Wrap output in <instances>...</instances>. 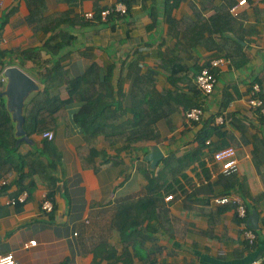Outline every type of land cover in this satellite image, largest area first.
<instances>
[{"label":"crops","instance_id":"0c3cea01","mask_svg":"<svg viewBox=\"0 0 264 264\" xmlns=\"http://www.w3.org/2000/svg\"><path fill=\"white\" fill-rule=\"evenodd\" d=\"M27 1L0 2V48L13 51L0 64V81L5 69L15 65L42 90L55 58L44 44L62 32L67 46L60 51L61 63L68 75L83 76L97 64L104 77L112 67L115 97L120 101L119 94L124 96V108L132 104L134 78L151 69L158 91L177 90L192 98L179 100L170 122L153 125L156 139L135 142L109 135L131 114L107 127L101 121L103 131L91 134L75 119L85 102L74 100L58 111L49 129L52 139L31 130V141L19 143L18 123L9 110L17 142L10 157L0 160V255L13 254L18 264H264V154L259 165L253 160L255 138L264 140V116L247 102L254 82L264 95V0H247L237 7V16L231 13L233 19L226 10L239 0H126L128 12L111 21L100 19L98 12L120 0H30L32 20ZM87 12L96 20H85ZM212 16L215 23H203ZM184 30L202 44L185 48ZM235 40L242 45L229 46ZM56 42H62L60 35ZM221 45L243 55L233 61ZM219 57L227 62L215 68V93L197 103H204L206 113L201 121H190L185 112L195 104L196 73ZM2 83L0 92L7 81ZM55 85L61 99L70 97L66 83ZM36 92L27 95L24 107ZM227 95L233 99L223 105ZM2 97L10 109L9 99ZM216 115L228 117L223 130L230 132L228 145L237 150L238 169L230 177L213 172L208 147L202 165L180 160L198 146L204 123ZM2 134L10 140L8 131ZM155 145L164 157L153 169L146 155ZM169 158L174 159L166 165ZM22 173L25 189L19 192ZM238 180L243 189L233 187ZM22 192L26 200L13 203ZM171 194L175 199L167 201ZM231 194L243 198L249 216L259 214L253 247L245 243L236 204L216 202ZM143 197L154 199L139 201ZM47 198L51 211L42 207ZM130 200L125 224H136L123 235L113 221L119 204ZM33 240L36 244L27 248Z\"/></svg>","mask_w":264,"mask_h":264},{"label":"trees","instance_id":"16d2710c","mask_svg":"<svg viewBox=\"0 0 264 264\" xmlns=\"http://www.w3.org/2000/svg\"><path fill=\"white\" fill-rule=\"evenodd\" d=\"M27 2L29 3L31 11L29 19L32 20L35 17V11L30 4V0H28ZM120 2L124 4L127 3V7L130 6L126 0H120ZM232 6L233 5H231L226 10L228 17H230L231 19H233V15H231V11L229 10ZM102 11L103 10H100L98 12V16L100 19L102 18ZM114 16L122 15L119 13L117 14L115 12H111L107 17V21L113 20ZM83 17L87 21H92L93 19L96 20L95 14L93 19H87L85 16ZM209 22L215 23L216 16H212L208 19L203 18V23ZM155 23L156 20H154V24ZM57 35H60V37L62 38V42L54 43V40L56 39ZM57 35H51L44 44V48L46 49V51H48L52 54L53 57H55L53 60L52 69H50L45 76L46 85L42 90L37 91L35 94H33V96L28 100L24 107V128L27 134L30 133L31 130H35L38 132L50 131L49 129L54 127L56 124L57 114L60 108L74 100H83L85 104L81 111L76 115L75 119L83 126L85 131L90 132L91 134L102 132L104 128H101V121H104L106 123L105 126L107 127L115 124L117 121H119L122 116H128L131 114L132 117L128 118L122 123H119L117 126L118 130L113 131V134L109 135L115 136L112 137L115 138V140L117 138H123L126 139L128 142H135L139 140H153L156 139V135L153 131V125L162 120L170 122L171 115H173L180 107L179 100L182 97L192 98V96L182 94V92L177 90L166 89L158 91L154 84V71L151 69L146 74H137V76L134 78L131 90L132 104L131 106L124 108L122 106L124 96H121L119 94L121 99L120 101L115 97L113 84L111 82L112 67H108V72L104 77H101V68L97 64H93L91 70H89L83 76L73 78L68 75L67 70L64 69L61 63L64 56L60 55V51L67 46V43L64 38L65 36L62 32ZM69 40V43H72L74 39L69 36ZM183 41L186 43L185 48L190 49H194L197 44H202L199 39L196 41L190 40L188 37V33L185 30L183 31ZM235 41L236 42L230 43L229 46L235 44L237 47H239L238 44L242 45L240 44L241 40ZM219 48L226 50L228 54L227 57L232 59L233 61H235L236 55H243L242 52L231 51V49L225 45H221L219 46ZM12 52L13 51L0 48V64L2 66L5 65V62L3 60H5L7 56H10ZM25 53L28 56H31V54H28L27 52ZM22 54L24 53L22 52ZM57 55L58 57H56ZM203 67L198 70L196 75L202 70ZM213 71L216 72L215 69H213ZM2 82L0 81V89H3L4 87ZM58 83L67 84V91L70 95L69 98L65 100L61 99L58 89L55 88L57 87L55 84ZM193 90L195 91L196 96L193 98L195 104L189 106L188 109L194 106H199L197 105L199 98L202 100L201 94L199 93L196 84L195 87H193ZM262 96L264 97V95ZM226 98L229 99L225 100L223 102V105H227L230 100L233 99V97L229 95H227ZM114 106L115 108H113ZM216 117L217 115L211 116L208 120H206L197 138L198 146L191 153L186 155V160L182 158L180 160L186 164L198 160L202 165L204 164V161H201L202 157L204 156V150L208 147L211 152V154L208 155V160L211 162L213 172L218 174L219 177H230V174L234 173L238 169V167L224 172L221 169V165L215 160L214 157V152L223 147L228 146L229 139L232 138L229 131L223 130L225 121L221 124L216 123ZM224 117L228 121V117ZM11 122V114L7 109L6 101L3 99L2 96H0V160H5L6 156L10 157V153H13V151L16 150L17 138H15V134L13 133V127L10 124ZM5 130L10 133L9 141H7L3 137L2 133ZM214 135L218 137V140H211ZM260 154H264V140L255 138L253 160L257 165L262 162L259 158ZM174 158L167 159L169 161L165 159L166 165H168ZM22 160L24 162L25 159L22 158ZM24 180L25 176L22 173L18 180V186H20L19 192L25 189L23 187ZM237 184L242 187L241 189L244 188V185L242 184V182L239 183V180L234 183L233 187ZM146 199L154 198L143 197L140 198L139 201L144 202ZM155 201L157 200L155 199ZM133 202L134 201L131 200L121 202L118 206L117 215L113 221L114 225L119 229V231H121L123 235L126 234V231H128V229L132 228L133 224H136L135 222L125 224V220L130 214L126 210V208L130 207ZM247 212L249 216L250 210H248V208ZM119 221H122L123 225L119 224ZM255 232L258 235V231L255 230ZM245 243L249 247H253L255 245L249 244L246 239Z\"/></svg>","mask_w":264,"mask_h":264},{"label":"built area","instance_id":"2783aa9c","mask_svg":"<svg viewBox=\"0 0 264 264\" xmlns=\"http://www.w3.org/2000/svg\"><path fill=\"white\" fill-rule=\"evenodd\" d=\"M3 1L5 0H0V2ZM246 1L247 0H239L237 4L233 5L230 8L231 13L234 16H237L238 15L237 7L244 5ZM111 12L124 15L128 12V7L126 4L119 2L114 6V8L103 10L101 12L102 19L107 20V17ZM84 16L87 19H93L94 13L87 12L84 14ZM2 42H7V38L3 37ZM225 62H227V58L224 57L214 58L210 61V64L208 66H204L202 70L195 76V84L204 102L205 99L213 95L216 90L218 79L213 69L221 66ZM1 81L3 82L7 81V77L5 76V73L4 75L1 76ZM247 102L251 108L258 109L261 112V114H263L264 116V97L262 96V86L260 83L255 82L252 84L247 97ZM205 113L206 110H205V105L203 103L201 106H194L188 109L185 112V116L190 121H201ZM215 120L216 123L221 124L224 123L225 117L224 115H219L216 117ZM43 136L52 139L54 137V133L52 131H45L43 132ZM236 155H237V150L232 145H228L214 152L215 160L221 165V169L224 172H227L230 169L238 167V159ZM6 182L7 181H3L2 183L4 184ZM26 197H27V192H22L17 198H14L13 203L15 202L16 199L25 201ZM174 199H175L174 194L166 196L167 201ZM216 202L219 204H226L229 202H233L236 204V212L238 217L241 219V226L243 228L244 238L249 242V244L251 245L256 244L258 235L255 232L256 229L252 228L251 225L248 223L249 216L247 212V206L243 198L239 194H231L217 198ZM42 207L44 210L51 211L53 209L52 201L49 198L45 199L42 204ZM35 244L36 241L33 240L28 244H26V247L28 248L29 246H33ZM0 264H18V262L16 258L13 256V254L9 253V254L0 255ZM250 264H258V262H252Z\"/></svg>","mask_w":264,"mask_h":264},{"label":"water","instance_id":"95a60500","mask_svg":"<svg viewBox=\"0 0 264 264\" xmlns=\"http://www.w3.org/2000/svg\"><path fill=\"white\" fill-rule=\"evenodd\" d=\"M7 77L6 88L0 92V96L9 99L8 106L13 119L18 123L16 135L19 137L18 142H30V136L24 128V102L27 95L32 91H38V84L23 71L20 67L12 65L5 69ZM164 153L159 145L151 147V151L146 155V159L150 162L151 167L155 169L158 163L163 159ZM248 223L254 229H259V214L254 211L248 218Z\"/></svg>","mask_w":264,"mask_h":264}]
</instances>
